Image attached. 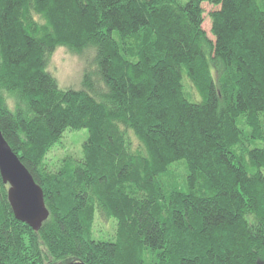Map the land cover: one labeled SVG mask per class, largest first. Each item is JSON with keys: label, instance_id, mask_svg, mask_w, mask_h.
<instances>
[{"label": "trees", "instance_id": "obj_1", "mask_svg": "<svg viewBox=\"0 0 264 264\" xmlns=\"http://www.w3.org/2000/svg\"><path fill=\"white\" fill-rule=\"evenodd\" d=\"M59 48L91 53L75 89ZM0 131L49 213L16 221L0 179V264H264V0H0Z\"/></svg>", "mask_w": 264, "mask_h": 264}, {"label": "rangeland", "instance_id": "obj_2", "mask_svg": "<svg viewBox=\"0 0 264 264\" xmlns=\"http://www.w3.org/2000/svg\"><path fill=\"white\" fill-rule=\"evenodd\" d=\"M179 4H185L188 0H176ZM203 8V25L202 28L205 31L207 37L214 41L210 33V19L209 14L217 8L202 4ZM86 58L91 59V53L86 52L85 58L78 57L64 48L57 49L49 60L48 70L57 79L58 84L61 88H72L78 87V83L81 78V70L83 69ZM89 60V59H88ZM75 87V88H73ZM87 137L85 130L79 132L68 131L64 134L61 141L49 150L46 156V164L51 170H55L59 166V162L66 156H75L80 151L82 144ZM175 170V172H174ZM183 171L180 168L175 169L173 167V175L178 179ZM264 176V173H263ZM113 224L102 223L98 219L94 223V235L95 237L100 236L103 239H107L113 235ZM56 264H64L56 263Z\"/></svg>", "mask_w": 264, "mask_h": 264}, {"label": "water", "instance_id": "obj_3", "mask_svg": "<svg viewBox=\"0 0 264 264\" xmlns=\"http://www.w3.org/2000/svg\"><path fill=\"white\" fill-rule=\"evenodd\" d=\"M0 179L7 186V201L16 221L39 232L49 217L43 191L13 153L0 131ZM67 264H84L69 262Z\"/></svg>", "mask_w": 264, "mask_h": 264}]
</instances>
